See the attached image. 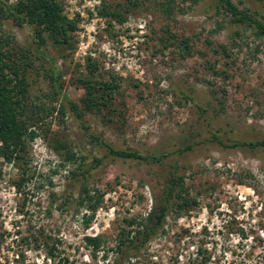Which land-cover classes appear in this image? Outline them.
Listing matches in <instances>:
<instances>
[{
	"label": "rangeland",
	"instance_id": "obj_1",
	"mask_svg": "<svg viewBox=\"0 0 264 264\" xmlns=\"http://www.w3.org/2000/svg\"><path fill=\"white\" fill-rule=\"evenodd\" d=\"M59 1L78 24L71 47L47 39L43 55L32 26L3 23L14 44L29 51L31 98L58 107L62 95L53 104L49 96L50 75H59L62 94L83 116L55 110L38 123L27 163L20 164L26 173L0 158V264L117 260L110 248L125 220L150 211L170 162L159 167L104 157L90 134L145 155L195 146L172 160L182 162L198 204L180 217L171 213L166 234L124 251L125 264H193L205 256L209 264H264V150L224 148L211 140L214 132L226 143L264 139V36L218 12L216 0H138L132 9L126 0ZM233 2L264 22V0ZM188 40L189 55L183 50ZM89 78L119 84L112 106L85 109L82 80ZM81 153L89 160L103 157L87 179L104 197L88 228L84 213L90 211L77 201L80 181L71 178L67 161ZM21 177L26 181L19 189ZM86 234L106 237V259L103 250L92 257Z\"/></svg>",
	"mask_w": 264,
	"mask_h": 264
},
{
	"label": "trees",
	"instance_id": "obj_2",
	"mask_svg": "<svg viewBox=\"0 0 264 264\" xmlns=\"http://www.w3.org/2000/svg\"><path fill=\"white\" fill-rule=\"evenodd\" d=\"M193 1L197 2L198 0ZM137 5H139L138 0H126L128 9L135 8ZM215 6L218 12L223 10L229 14L233 22L253 27L259 37L264 36V22L248 11L239 9L233 0H216ZM109 14L120 16L118 12H110ZM6 19L32 26L37 49L43 55H48L45 48L47 39L55 45L71 47V40L78 24L76 20L68 18L65 14L64 5L59 0H15L14 2L12 0H0V158H3L6 162L16 164L20 167L21 173L24 174L26 170L20 164L27 163L26 158L29 154L30 143L39 135L38 130L35 128L36 125L53 115L55 110L62 115L66 114L67 111H71L79 120H82L83 115L79 105L62 94L63 86L59 75H50L53 92L49 96L50 104H53L62 95L58 107L48 105L45 101L39 104L31 98L29 95V82L25 74L27 66L31 65L27 61L29 51L17 47L18 44H14L13 35L4 32L3 23ZM183 50L187 55L191 54L192 48L189 45V40L185 42ZM224 51L226 52L225 47ZM96 69L97 67L94 66L91 73H94ZM82 82L86 89V95L82 101L87 111L101 109L102 106H112L113 96L119 88L116 81L101 80L97 82L89 78L83 79ZM180 91L182 95H185L183 89L180 88ZM90 137L98 151H106L104 157L139 160L159 167L166 162H170L169 169L166 172L168 176L162 184L161 190L154 193V202L150 211L146 215L127 218L125 220L126 228L121 229L117 235V245L110 248L111 250L115 249L117 252V260L114 261V264H125L124 251L130 248L141 249L154 238L166 234L165 224L171 213L175 212L180 217L184 212H189L198 204L197 199L191 198L188 192L186 176L182 173L183 164L178 161L180 157L192 151L195 146L193 143H187L178 150L145 155L139 151L116 148L111 143L93 134H90ZM211 140L224 148L246 147L252 150H264V139L234 140L231 143H226L223 138L214 132ZM200 143L202 141L195 144ZM174 155L178 160H172ZM78 157L70 155L67 161L73 165L70 170L71 178L80 181L77 201L79 205L90 211L84 213L85 224L88 228L95 218V211L101 206L104 197L97 188L91 186L87 179L92 175V171L103 163V157L94 156L92 160H89L90 157L83 153ZM2 175L3 170L0 166V178ZM24 181L26 179L23 177L16 181L17 188L20 189ZM41 187H43V184ZM84 240L87 246L92 248V257L95 258L98 257L99 252L103 250L104 245L107 243V239L103 234H86ZM103 251V257L106 259L109 251ZM193 261V264H209L210 257L195 258Z\"/></svg>",
	"mask_w": 264,
	"mask_h": 264
}]
</instances>
